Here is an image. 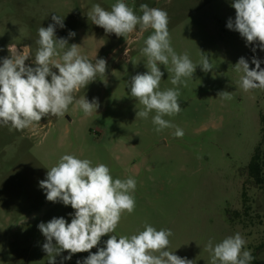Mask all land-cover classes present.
<instances>
[{"label":"rangeland","instance_id":"obj_1","mask_svg":"<svg viewBox=\"0 0 264 264\" xmlns=\"http://www.w3.org/2000/svg\"><path fill=\"white\" fill-rule=\"evenodd\" d=\"M116 2L0 0V58L9 55V44L21 51L28 45L34 56L38 29L54 23L51 17L57 14L65 24L56 26L57 38L80 45L81 55L92 62L95 57L107 61L105 76L74 94L76 99L98 98L97 112L85 115L74 103L65 116L43 117L34 127L18 131L0 126V264H48L42 250L45 237L37 225L53 217L70 223L74 209L47 201L39 181L65 154L89 159L93 166L105 164L113 180H136L135 210L123 213L109 235L131 236L143 231L145 223L171 229L168 251L194 264H211L208 240L216 244L239 232L254 256L251 264H264V184L257 185L247 171L263 141L264 89L243 91L238 83L242 73L234 67L242 56L255 67L251 58L256 56L264 68V51L258 42L246 45L226 27L229 18L235 19L233 0H123L137 15H142L141 4L165 10L173 49L187 52L193 63L200 61L202 51L213 64L210 72L197 66L193 78H186L187 87L179 86L181 112L164 117L184 136L175 137V128L157 133L154 111L147 119H136L143 105L129 88L132 76L148 71L141 49L153 30L141 33L137 26L125 39L106 33L87 16L93 4L111 10ZM69 31L76 35L69 37ZM33 59L26 64L34 67ZM159 67L164 73L160 90L176 88L172 74ZM220 91L231 92L233 99H220ZM109 235L101 237L98 247H104ZM89 254L64 260L65 251L56 264H76Z\"/></svg>","mask_w":264,"mask_h":264},{"label":"clouds","instance_id":"obj_2","mask_svg":"<svg viewBox=\"0 0 264 264\" xmlns=\"http://www.w3.org/2000/svg\"><path fill=\"white\" fill-rule=\"evenodd\" d=\"M231 7L235 9V19L229 18L226 27L238 32L246 45H257L258 42L259 49L264 51V0H233ZM139 8L142 15H137L123 0H117L111 10L97 3L91 6L87 16L106 33L125 39L137 26L141 33L153 30L141 49L148 71L137 73L129 82L130 95L143 105V109L136 112V119H147L154 111L152 123L157 133L165 128H175L173 135L182 138L184 131L164 117L181 112L179 86L187 87L186 78H193L197 66L210 72L213 64L202 51L200 61L193 63L187 52L178 54L173 49L165 10L148 4H141ZM51 19L54 23L38 29L35 41L38 47L34 56L28 45L21 51L16 45L9 44V55L0 58L2 127L10 126L18 131L34 127L43 117L65 116L74 103L85 115L97 112L100 107L98 98L91 101L85 96L76 99L74 94L97 80V76H105L107 61L95 57L92 62L81 55L80 45L73 43L69 46L67 38H57L56 26L65 27L64 17L54 14ZM75 35L74 31L68 33L69 37ZM252 51L255 52L256 47ZM31 57H34V67L26 64ZM261 63L253 56L251 64L255 67L250 68L249 61L242 56L234 65L235 71L242 73L238 83L243 91L264 89ZM159 65H164L172 74L170 82L176 88L160 90L164 73ZM217 95L222 100L233 99L228 91H220ZM136 183L134 178L113 180L109 167L103 163L93 166L89 159L62 155L48 169L46 178L39 181L47 201L61 202L74 209V213H69L72 217L70 223L64 217H53L37 225L45 237L42 250L47 254L48 264H56V257L65 251L68 255L63 257L64 260H70L76 253H90L76 264H194L195 261L167 250L169 237L173 235L171 229L157 230L145 223L143 231L131 236L109 235L115 232L123 213L134 212ZM105 235L109 238L104 247H98ZM245 245V239L237 232L216 244L209 239L205 247L210 253L211 264H251L254 256ZM94 247L98 250L91 253Z\"/></svg>","mask_w":264,"mask_h":264},{"label":"trees","instance_id":"obj_3","mask_svg":"<svg viewBox=\"0 0 264 264\" xmlns=\"http://www.w3.org/2000/svg\"><path fill=\"white\" fill-rule=\"evenodd\" d=\"M248 175L254 179L257 185L264 184V135L263 141L260 143L252 158L251 163L247 167Z\"/></svg>","mask_w":264,"mask_h":264}]
</instances>
